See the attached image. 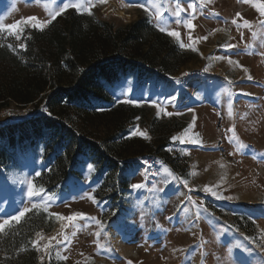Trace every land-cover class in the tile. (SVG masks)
I'll use <instances>...</instances> for the list:
<instances>
[{
    "label": "rangeland",
    "instance_id": "374dc122",
    "mask_svg": "<svg viewBox=\"0 0 264 264\" xmlns=\"http://www.w3.org/2000/svg\"><path fill=\"white\" fill-rule=\"evenodd\" d=\"M65 3L115 26L145 18L178 33L167 34L186 58L174 76L128 70L110 88L114 102L145 108L130 135L166 122L157 128L169 164L155 147L125 164L88 152L47 187L58 137L32 129L44 103H12L0 110V223L11 221L0 232L31 237L39 264H264V0H0V33L21 48ZM29 180L39 196H27Z\"/></svg>",
    "mask_w": 264,
    "mask_h": 264
},
{
    "label": "trees",
    "instance_id": "16d2710c",
    "mask_svg": "<svg viewBox=\"0 0 264 264\" xmlns=\"http://www.w3.org/2000/svg\"><path fill=\"white\" fill-rule=\"evenodd\" d=\"M23 42L19 48L0 33V110L12 103H44L46 114L32 129L58 137L47 187L71 173L69 165L88 152L105 164H125L155 147L169 164V141L157 128L166 122L151 118L146 138L130 135L145 120V108L114 102L110 89L128 70L138 71L139 78L144 71L174 76L186 58L166 33L145 18L115 26L67 10L45 28L30 30ZM130 147L136 151L129 153ZM0 264H39L31 237L0 232Z\"/></svg>",
    "mask_w": 264,
    "mask_h": 264
},
{
    "label": "snow or ice",
    "instance_id": "6c2138e0",
    "mask_svg": "<svg viewBox=\"0 0 264 264\" xmlns=\"http://www.w3.org/2000/svg\"><path fill=\"white\" fill-rule=\"evenodd\" d=\"M69 7H75V8H77V9H80V8L83 7V5L80 4V3H76V4L65 3V4L63 5V7L60 9V12L56 13V15H59L61 12H63L64 10H66V9L69 8ZM189 7H192V5L190 4ZM176 8L178 9V11L176 12V15L179 16V15H180V12H179L180 4H179V3L176 4ZM257 8H258V10L261 12V14L264 15V4H262V5H257ZM157 15L159 16V13H157ZM54 18H55V16H53V19H54ZM28 20L33 22V26H34V27H36V28H40V27H41V25L35 23V20H36L35 17H30V18H28ZM49 23H50V21H49ZM245 24L247 25V21H245ZM187 27L190 28V29L194 27L193 24H192V22H191V20L187 21ZM17 28H18V25H17V24H12V25H9V26H8V31H9V32H12V31L16 30ZM167 34H168L169 36H174V37L178 35V33L174 32V31H170V32H168ZM17 38H19V37H17ZM19 46H20L21 48L24 47L23 44H21V45H19ZM181 47H184V46L181 45ZM228 47H232V46L229 45ZM166 114H167V113H166ZM173 139H176V138L174 137ZM192 142L195 143L196 141H192ZM242 147H243V145H242ZM164 171H165V172H168V169L165 168ZM37 175H39V174H37ZM169 175H171V174L169 173ZM173 179H179V178H178V177H173ZM185 184H187L186 181H185ZM131 187H132L133 189H140V188L142 187V185H140V184H133V185H131ZM204 190H205V191H210V192H212L213 195H217V193H216L215 191H213L212 189H209V188H207V187H206ZM43 191H44L43 188H40L39 191H38V190L33 186V183H32L31 180H29V181L27 182V196H28V197H36V196H39L40 193L43 192ZM217 198H221V197H219V196L217 195ZM36 207H38V205H37V204H33V208H36ZM29 211H30L29 208H27V207L23 208V210H21V211L19 212V215H18V216H13V217H12V221H19L20 218H21V217H24L25 213H27V212H29ZM77 217H79V218H81V219L84 218L81 214H76V216H68L67 219H68L69 221H72V220H75ZM57 218H58V219H64V217H62V216H57ZM10 223H11L10 220L5 219V220L3 221V223H0V230L5 229V227L8 226V225H10ZM96 223L99 224L100 221H96ZM44 247L47 248L48 245L45 244Z\"/></svg>",
    "mask_w": 264,
    "mask_h": 264
}]
</instances>
